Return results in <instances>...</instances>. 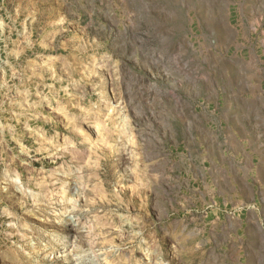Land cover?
<instances>
[{
	"label": "rangeland",
	"instance_id": "1",
	"mask_svg": "<svg viewBox=\"0 0 264 264\" xmlns=\"http://www.w3.org/2000/svg\"><path fill=\"white\" fill-rule=\"evenodd\" d=\"M0 264H264V0H0Z\"/></svg>",
	"mask_w": 264,
	"mask_h": 264
},
{
	"label": "bare ground",
	"instance_id": "2",
	"mask_svg": "<svg viewBox=\"0 0 264 264\" xmlns=\"http://www.w3.org/2000/svg\"><path fill=\"white\" fill-rule=\"evenodd\" d=\"M78 178V177H77ZM74 184H79V182H77V181H75V183ZM59 194V193H58ZM54 196V195H53ZM51 198V197H50ZM57 201V200H56ZM72 206V205H71ZM77 208H76V205L75 206H73V207H71V210H70V212H74L75 210H76ZM67 210V209H66ZM76 216H74V217H72V218H70V221L71 222H73V223H75L76 225L79 223V222H77L76 221V219L77 218H75Z\"/></svg>",
	"mask_w": 264,
	"mask_h": 264
}]
</instances>
